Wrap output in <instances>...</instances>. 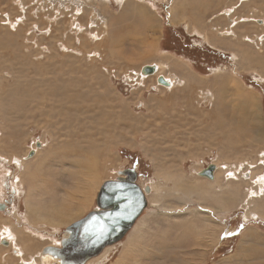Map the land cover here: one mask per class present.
<instances>
[{"label":"rangeland","instance_id":"374dc122","mask_svg":"<svg viewBox=\"0 0 264 264\" xmlns=\"http://www.w3.org/2000/svg\"><path fill=\"white\" fill-rule=\"evenodd\" d=\"M262 159L264 0H0V264H57L41 249L126 167L155 188L87 264H264Z\"/></svg>","mask_w":264,"mask_h":264},{"label":"water","instance_id":"95a60500","mask_svg":"<svg viewBox=\"0 0 264 264\" xmlns=\"http://www.w3.org/2000/svg\"><path fill=\"white\" fill-rule=\"evenodd\" d=\"M143 72L152 73L153 66H143ZM162 80L160 77L158 82ZM35 145L40 147L41 143L36 142ZM33 152L32 149L28 155H33ZM214 169L215 165L210 163L199 175L212 179ZM137 177L135 168L126 167L117 170L114 178L104 180L96 193V205L65 228V235L57 246L45 245L40 254L50 255L57 264H84L99 255L106 246L117 243L148 204L146 194L150 192V187H142Z\"/></svg>","mask_w":264,"mask_h":264},{"label":"bare ground","instance_id":"6f19581e","mask_svg":"<svg viewBox=\"0 0 264 264\" xmlns=\"http://www.w3.org/2000/svg\"><path fill=\"white\" fill-rule=\"evenodd\" d=\"M155 45V44H154ZM156 47V46H155ZM155 47H153V48H155ZM152 66H153V72L152 73H157L161 68H163V66L161 65V64H152ZM162 70V69H161ZM141 72L143 73V74H147V73H144L143 72V67H142V70H141ZM145 76V75H144ZM162 78L163 80V82H158L159 81V78ZM157 82L158 83H160V84H162L163 86H165V87H170V85L172 86V84H174V82H175V79H173V78H171V77H168V76H164V75H161V76H157ZM235 114V113H234ZM231 115V117H229V122L231 123V124H239L240 123V119H243V114H240L241 116H237V115ZM220 120V119H219ZM218 120V121H219ZM38 147V146H37ZM233 148V147H232ZM35 150V149H34ZM262 161V163H263V161H264V159H262L261 160ZM249 173V172H248ZM216 175H217V173H216V171H215V169H214V171H213V178L211 179V181H214L215 180V177H216ZM246 175V174H245ZM249 176H251V174L249 173L248 174ZM175 176V175H174ZM80 177V179L82 178L81 176H79ZM166 179H167V181H169V182H171V184H172V188H171V186H169V190L170 191H172V192H174L175 191V189L177 190L178 189V186L180 185V188L179 189H181V190H184V186H183V184H185V183H182V184H180L179 182L181 181H184L183 179H179L178 180V178L177 177H172V176H168V175H166ZM95 183H97V181H96V176H94V175H91V178H90V180L89 179H85V181H84V184H85V187H87V186H90V187H93V185L95 184ZM145 185H148L149 187H150V191L152 190V189H154L155 188V184H152V183H148V184H145ZM142 187H144V185L142 186ZM160 187H164V184H160ZM222 188H223V186H222ZM158 189V191H159V189L160 188H156V190ZM164 191H166V189L164 188L163 189ZM162 191V190H161ZM150 193V192H149ZM227 193V192H226ZM148 194V193H147ZM86 198H87V193L85 194V196L83 197V199H82V201L84 202L85 200H86ZM233 198H235V197H233ZM224 200V199H223ZM231 200V199H230ZM223 203H224V201H222ZM28 208V207H27ZM3 209V208H2ZM264 210V209H263ZM69 225V224H68ZM3 233H4V231H3ZM254 233V232H253ZM253 233L252 232H249V231H245V233L243 234L244 235V237L246 238V236H248V237H252V235H253ZM5 236V235H4ZM6 236H7V234H6ZM3 237V236H2ZM243 237V238H244ZM247 237V238H248ZM1 238V237H0ZM244 238V239H245ZM12 239V238H11ZM59 242H60V240H59ZM5 243H7V241H5ZM113 247V245H108V246H106L103 250H102V252H101V254L100 255H98L97 257H99V256H101V255H103V254H105V253H108L109 252V250L111 249ZM12 250H14V251H17V253L19 254V256H21V255H23V253L21 252V250H20V248H11ZM21 253V254H20ZM40 254V253H39ZM39 254H37L38 256H39ZM36 255V256H37ZM40 257H42V259L41 260H43L44 258H47V260L49 261V263H50V259H51V257L48 255V254H46V255H40L39 256V258ZM50 257V258H49ZM35 258V257H34ZM38 258V259H39ZM30 259V258H29ZM29 259H23L22 257L20 258V263H22V264H38L37 263V261H35L34 259H31V260H29ZM29 260V261H28ZM90 260H91V258L89 259V260H87L84 264H87L88 262H90ZM95 261V260H94ZM93 263V262H92ZM121 264V263H120Z\"/></svg>","mask_w":264,"mask_h":264},{"label":"crops","instance_id":"0c3cea01","mask_svg":"<svg viewBox=\"0 0 264 264\" xmlns=\"http://www.w3.org/2000/svg\"><path fill=\"white\" fill-rule=\"evenodd\" d=\"M65 220H69V219L67 218V219H65ZM65 220H64V221H65ZM64 221H63V222H64ZM43 224H45V223H43ZM59 224H60V223H58V224H56V225H50V224H46V225H47V226H50L51 228H54L55 226H58ZM67 226H68V225H67ZM67 226H66V227H67ZM50 260H51V259H50Z\"/></svg>","mask_w":264,"mask_h":264},{"label":"flooded vegetation","instance_id":"af4514ba","mask_svg":"<svg viewBox=\"0 0 264 264\" xmlns=\"http://www.w3.org/2000/svg\"><path fill=\"white\" fill-rule=\"evenodd\" d=\"M1 203L3 204V208H5L7 204L5 202H0V204Z\"/></svg>","mask_w":264,"mask_h":264}]
</instances>
